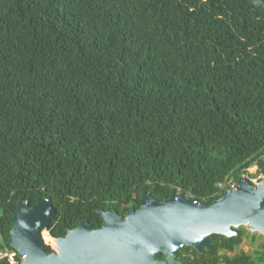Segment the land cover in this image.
<instances>
[{"label":"trees","instance_id":"16d2710c","mask_svg":"<svg viewBox=\"0 0 264 264\" xmlns=\"http://www.w3.org/2000/svg\"><path fill=\"white\" fill-rule=\"evenodd\" d=\"M255 165L264 0H0V250L20 201L50 199L57 238L151 189L211 204Z\"/></svg>","mask_w":264,"mask_h":264},{"label":"water","instance_id":"95a60500","mask_svg":"<svg viewBox=\"0 0 264 264\" xmlns=\"http://www.w3.org/2000/svg\"><path fill=\"white\" fill-rule=\"evenodd\" d=\"M148 201L149 197L143 196L139 213L130 212L129 222L123 225L114 220L115 214H102L105 226L97 230H92L88 221L81 222L65 237L55 239L56 252H51L42 236L57 213L52 201L41 199L33 207L20 201L13 213L9 244L23 257L21 264H115L118 258L130 264L135 249V218L140 222L137 235L143 241L187 244L198 250L211 248L212 234L239 236L241 226L264 235V178L259 186L241 178L235 189L209 205L175 190L164 204Z\"/></svg>","mask_w":264,"mask_h":264},{"label":"flooded vegetation","instance_id":"af4514ba","mask_svg":"<svg viewBox=\"0 0 264 264\" xmlns=\"http://www.w3.org/2000/svg\"><path fill=\"white\" fill-rule=\"evenodd\" d=\"M250 184L255 186L253 183ZM172 191L173 190H171L170 194L167 196L157 193L154 189L144 191L140 195L135 194L134 203L121 205V207H118L116 203L102 202L100 207H96L95 211L99 219V224L93 225L90 219L85 217L79 221L76 227L68 229L67 232L76 229L83 221H88L92 230L103 228L105 224L102 214H115L114 220L123 225L129 222L128 216L130 212H133L135 215L139 213L143 207V196L149 197L150 201H148L147 204L156 201L160 205L169 200ZM180 193L182 192L180 191ZM191 199L197 201L199 204H203L197 199ZM139 223V220L135 218V249L132 254L133 259L129 261L130 264H264V236L248 233L243 226L238 228L241 232L239 236L226 237L212 234L210 236L212 240L211 248L205 247L203 250H198L187 244L177 246L178 244L168 243L164 245L162 243L143 241L142 238H139L137 235L140 230V228H138ZM49 234L51 235L50 232ZM66 234L57 238L51 235V239L63 238ZM247 243L254 247V250L250 251L246 249L245 244ZM140 245L143 246L140 247ZM51 252H54L52 248ZM115 254L118 255L117 253ZM114 262L115 264H127V261L124 259L122 260V258H118Z\"/></svg>","mask_w":264,"mask_h":264},{"label":"built area","instance_id":"2783aa9c","mask_svg":"<svg viewBox=\"0 0 264 264\" xmlns=\"http://www.w3.org/2000/svg\"><path fill=\"white\" fill-rule=\"evenodd\" d=\"M261 179L262 177H258L256 180H250V182L256 186H259V181ZM237 186H238V183L234 179L218 184V188L221 191L232 190V189H235ZM178 193H180V191H178ZM22 260H23V257L20 256L19 253L15 251L14 249L0 250V262L6 261L9 264H21Z\"/></svg>","mask_w":264,"mask_h":264},{"label":"rangeland","instance_id":"374dc122","mask_svg":"<svg viewBox=\"0 0 264 264\" xmlns=\"http://www.w3.org/2000/svg\"><path fill=\"white\" fill-rule=\"evenodd\" d=\"M243 177H244L243 179H245L247 182L251 183L250 180H256L258 177H262V179H263L264 178V171H260L259 166L255 165L252 168H250L248 170V174L244 175ZM261 180L259 181V184H260ZM243 227H245V226H243ZM245 228H246L248 233L257 234L259 236L262 235L260 232L251 231L249 229V227H245ZM42 236H43V240H44L45 245H48L49 247H51L56 252L57 251L56 241L52 240V241H55V244H54V242L51 241V239H50L51 235L49 234V232L43 231ZM262 236H264V235H262ZM245 246H246V249H248L250 251L254 250V247L250 246L248 243L245 244Z\"/></svg>","mask_w":264,"mask_h":264},{"label":"bare ground","instance_id":"6f19581e","mask_svg":"<svg viewBox=\"0 0 264 264\" xmlns=\"http://www.w3.org/2000/svg\"><path fill=\"white\" fill-rule=\"evenodd\" d=\"M51 239V238H50ZM52 240V239H51ZM52 242H54V244H55V241H52ZM57 245V244H56Z\"/></svg>","mask_w":264,"mask_h":264}]
</instances>
